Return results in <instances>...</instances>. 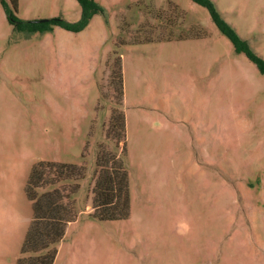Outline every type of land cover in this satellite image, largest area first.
<instances>
[{
  "label": "rangeland",
  "instance_id": "rangeland-1",
  "mask_svg": "<svg viewBox=\"0 0 264 264\" xmlns=\"http://www.w3.org/2000/svg\"><path fill=\"white\" fill-rule=\"evenodd\" d=\"M94 1L103 14L83 30L42 34L15 31L0 3V264L21 257L41 162L85 169L52 264H264V74L192 0ZM212 1L264 59V0ZM8 2L25 21L81 12ZM119 56L129 210L97 220L95 154L122 143L108 136Z\"/></svg>",
  "mask_w": 264,
  "mask_h": 264
},
{
  "label": "trees",
  "instance_id": "trees-1",
  "mask_svg": "<svg viewBox=\"0 0 264 264\" xmlns=\"http://www.w3.org/2000/svg\"><path fill=\"white\" fill-rule=\"evenodd\" d=\"M81 8L75 21L62 17H50L42 21L18 19L8 0H0L6 18L15 31L25 33H46L54 27L67 31L83 30L95 14H103V8L94 0H76ZM204 6L220 32L231 42L234 49L242 52L264 74V59L258 56L235 30L220 16L212 0H192ZM111 88L119 108L111 111L108 136L117 145L121 143L120 153L95 154V181L92 188L91 218L97 220L125 219L129 210L128 175L123 163L125 155L124 114L121 109L122 72L121 59L117 57L111 69ZM112 133V135H110ZM118 154V155H117ZM83 156V155H82ZM85 176L83 166L41 162L35 165L25 187L27 198L32 205V219L21 247V257L17 264H52L56 254V244L62 239L67 224L75 219L73 195L79 189L78 180ZM72 182L70 189L60 187L61 183ZM50 187V190L38 192V189ZM70 201V202H69Z\"/></svg>",
  "mask_w": 264,
  "mask_h": 264
},
{
  "label": "crops",
  "instance_id": "crops-1",
  "mask_svg": "<svg viewBox=\"0 0 264 264\" xmlns=\"http://www.w3.org/2000/svg\"><path fill=\"white\" fill-rule=\"evenodd\" d=\"M75 222H77V219H75V220H73V221H71V222H69V223L67 224L66 229H65V234H66V232H67L69 226H71V225H72L73 223H75ZM65 234H64V237L62 238V240L59 242L58 247H60L61 242L64 240V238H65ZM0 237H1V232H0Z\"/></svg>",
  "mask_w": 264,
  "mask_h": 264
},
{
  "label": "water",
  "instance_id": "water-1",
  "mask_svg": "<svg viewBox=\"0 0 264 264\" xmlns=\"http://www.w3.org/2000/svg\"><path fill=\"white\" fill-rule=\"evenodd\" d=\"M42 20H44V19H40V20H37V21H42Z\"/></svg>",
  "mask_w": 264,
  "mask_h": 264
}]
</instances>
